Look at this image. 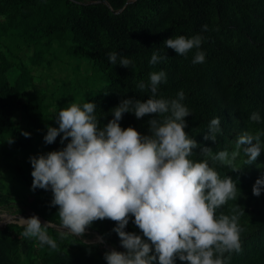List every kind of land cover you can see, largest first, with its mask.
I'll return each instance as SVG.
<instances>
[{"label":"trees","instance_id":"trees-1","mask_svg":"<svg viewBox=\"0 0 264 264\" xmlns=\"http://www.w3.org/2000/svg\"><path fill=\"white\" fill-rule=\"evenodd\" d=\"M205 24L208 30L202 31ZM196 34L204 38L203 63H192L195 48L181 56L164 45L167 38ZM56 41L69 43L73 53L76 50L78 57L108 75L109 82L80 103H96L101 126L113 118L111 110L122 98L147 100L150 91L141 92L137 85L148 84L151 72L164 71L167 82L158 86L159 96L174 99L184 91L183 103L192 113L185 118V131L201 146L211 147L214 153L231 152L241 132L264 131V0H0V208L21 204L15 213L26 214L29 207L61 224L58 206L50 207L51 191L37 189L31 200L21 201L20 188L9 185L31 187L29 157L60 149L57 140L51 145L44 142L48 126L58 127L60 102L48 92V85L58 88L59 77L72 72L46 75L55 61ZM154 51L167 54L168 59L151 65ZM110 52L118 54L116 64L109 61ZM122 56L132 66H120ZM253 112L260 114V122L250 120ZM217 117L222 132L215 142L205 141L208 125ZM148 119L137 120L126 113L121 126L148 134ZM25 131L30 137L22 135ZM194 151L197 155L192 159H202L200 148ZM246 159L241 152L235 161L238 172L215 164L221 178L231 176L239 189L238 199L217 209V216L232 215L236 205L245 212L239 221L244 229L241 251L226 253V264H264V192L257 197L252 191L264 175V151L251 165H245ZM42 193L46 200L40 198ZM115 226L116 222L105 219L87 229L97 230L104 242L124 251L112 231ZM126 230L141 234L131 221ZM23 231L17 222L0 227V264H107L104 253L110 249L104 242L86 240L91 232L61 238L63 229L49 224L47 232L58 245L53 250L41 247L37 238L24 237Z\"/></svg>","mask_w":264,"mask_h":264},{"label":"clouds","instance_id":"clouds-1","mask_svg":"<svg viewBox=\"0 0 264 264\" xmlns=\"http://www.w3.org/2000/svg\"><path fill=\"white\" fill-rule=\"evenodd\" d=\"M207 30L208 25H203L202 31ZM203 39L200 34L191 38L180 35L167 38L164 45L181 56L197 49L192 61L197 64L205 60V53L200 51ZM108 58L116 64L118 54L110 52ZM167 59V54L154 51L149 63L156 65ZM119 65L129 68L132 61L122 56ZM149 75L148 84L141 81L137 85L141 92L150 91L149 98H122L111 110L113 118L102 126L94 102L82 106L69 102L60 109L55 117L58 127L48 126L44 142L51 145L60 137V144L67 142L66 146L29 157L31 190L52 192L50 207L58 206L61 224L54 226L63 229L61 238L84 237L86 230L99 235L97 230L87 228L95 221L116 222L112 231L124 251L115 246L105 251L107 264H176L177 260L182 264H226V253L241 251L240 234L244 229L239 221L245 212L236 205L232 215L221 212L217 216V209L238 199L239 189L231 176L221 178L215 164L238 172L235 161L241 152L247 157L245 165L253 164L264 151V131L245 130L236 138L234 150L214 153L185 131V118L192 113L183 103L184 91L174 99L163 98L158 86L167 82V74L159 71ZM126 113L134 114L137 120L150 117L148 134L132 126L123 128L121 121ZM250 120L260 122V114L251 113ZM221 132V120L214 118L204 140L215 142ZM22 135L28 138L31 134L25 131ZM197 148L202 157L198 161L192 159ZM252 191L257 197L264 192V175L255 181ZM39 216L44 218L35 212L4 221L19 223L24 229L22 235L37 238L41 247L57 249L47 232L50 221L43 223ZM130 221L141 234L126 230ZM98 240L103 243L104 237Z\"/></svg>","mask_w":264,"mask_h":264},{"label":"rangeland","instance_id":"rangeland-1","mask_svg":"<svg viewBox=\"0 0 264 264\" xmlns=\"http://www.w3.org/2000/svg\"><path fill=\"white\" fill-rule=\"evenodd\" d=\"M56 52L52 55L55 59L52 68H48L47 70V76H57L56 73L60 71V73L63 74L62 70H65L66 72H71L70 74H65L64 76L59 77V81L61 84H59L58 88L55 85L49 86L48 84V92H51L54 98H57L60 100V102L56 105L57 111L56 115L58 114L60 109H63L68 106L69 102H76V103H82L85 102L88 97L91 95L97 93L103 86H105L109 82L108 75L106 72L98 69L96 66H92V63H86L84 61L83 57H78V53H76V50L71 51L70 50V44L69 43H59L58 41L55 42ZM75 71V73H74ZM78 75V77L73 76ZM51 81H53L52 78H50ZM57 142L59 143L60 149L65 145L60 144V137H57ZM47 153V152H46ZM18 182V180L14 179ZM9 185L13 187L14 189L20 188L22 199L21 201H27L28 198L31 200L35 195V192L31 190V187L28 185H24L22 183L20 184H14L9 182ZM40 198L43 200H46L44 194L42 193L40 195ZM21 205V204H19ZM18 204L12 203L7 205L8 207L4 206L0 208V212L4 213H13L15 214V218L19 219V215H26L27 217L33 216L35 212L29 208H27V213H15V209L19 207ZM7 216V218H6ZM12 216L8 215H1L0 214V220L4 221V219H9ZM13 218V217H12ZM11 218V219H12ZM62 228V227H61ZM88 231V230H86ZM97 232H92L89 237L86 238V240H92V241H99ZM114 247V246H113Z\"/></svg>","mask_w":264,"mask_h":264},{"label":"water","instance_id":"water-1","mask_svg":"<svg viewBox=\"0 0 264 264\" xmlns=\"http://www.w3.org/2000/svg\"><path fill=\"white\" fill-rule=\"evenodd\" d=\"M109 5V4H108ZM10 216H15V214H10ZM38 216V215H37ZM22 217H24L25 218V216H22ZM39 218H40V220L43 222V223H47V222H49V220H46V219H44V218H42V217H40L39 216ZM8 221H15L14 219H10V220H8ZM8 221H0V227L1 226H4V225H6V223L8 222ZM18 222H19V220H18ZM50 224L51 225H56L54 222H51L50 221ZM60 226V225H59ZM61 227V226H60ZM100 235V237H102V235L101 234H99ZM104 246L105 247H107V248H109L110 250L112 249V248H114V247H112V246H110L108 243H106V242H104ZM118 251H120L119 249H117Z\"/></svg>","mask_w":264,"mask_h":264}]
</instances>
